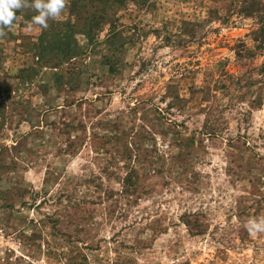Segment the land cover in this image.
<instances>
[{
	"label": "rangeland",
	"instance_id": "obj_1",
	"mask_svg": "<svg viewBox=\"0 0 264 264\" xmlns=\"http://www.w3.org/2000/svg\"><path fill=\"white\" fill-rule=\"evenodd\" d=\"M20 2L0 264H264V0Z\"/></svg>",
	"mask_w": 264,
	"mask_h": 264
},
{
	"label": "clouds",
	"instance_id": "obj_2",
	"mask_svg": "<svg viewBox=\"0 0 264 264\" xmlns=\"http://www.w3.org/2000/svg\"><path fill=\"white\" fill-rule=\"evenodd\" d=\"M67 3L68 0H32V8L37 14L32 17L31 23L47 29L48 20L57 19ZM20 8V0H0V36L6 27L12 25L16 10Z\"/></svg>",
	"mask_w": 264,
	"mask_h": 264
}]
</instances>
